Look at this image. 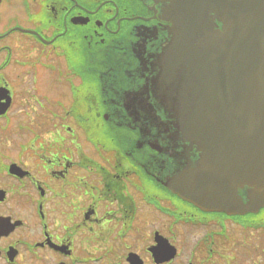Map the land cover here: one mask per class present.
I'll return each instance as SVG.
<instances>
[{
  "label": "flooded vegetation",
  "instance_id": "1",
  "mask_svg": "<svg viewBox=\"0 0 264 264\" xmlns=\"http://www.w3.org/2000/svg\"><path fill=\"white\" fill-rule=\"evenodd\" d=\"M161 9L0 0V264H264V219L168 189L185 160L151 108Z\"/></svg>",
  "mask_w": 264,
  "mask_h": 264
},
{
  "label": "water",
  "instance_id": "2",
  "mask_svg": "<svg viewBox=\"0 0 264 264\" xmlns=\"http://www.w3.org/2000/svg\"><path fill=\"white\" fill-rule=\"evenodd\" d=\"M167 39L151 79L153 114L181 141L173 187L203 211L264 208V0H152ZM181 163V164H182Z\"/></svg>",
  "mask_w": 264,
  "mask_h": 264
},
{
  "label": "rangeland",
  "instance_id": "3",
  "mask_svg": "<svg viewBox=\"0 0 264 264\" xmlns=\"http://www.w3.org/2000/svg\"><path fill=\"white\" fill-rule=\"evenodd\" d=\"M261 215H264V211L261 212ZM254 235H255V238H257L256 241H259L258 243H264V239L261 236H259L258 234H254Z\"/></svg>",
  "mask_w": 264,
  "mask_h": 264
}]
</instances>
